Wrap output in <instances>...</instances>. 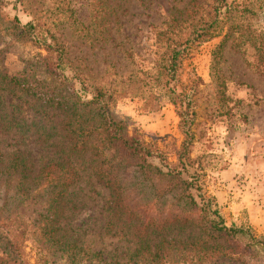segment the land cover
<instances>
[{"label": "rangeland", "instance_id": "374dc122", "mask_svg": "<svg viewBox=\"0 0 264 264\" xmlns=\"http://www.w3.org/2000/svg\"><path fill=\"white\" fill-rule=\"evenodd\" d=\"M218 1L0 0V74L22 77L46 96L68 101L74 95L86 101L93 87L101 88L112 96L109 115L123 123V132L160 150L171 165L177 164L183 140L172 91L191 92L192 138L186 146L187 172L182 170L181 176L197 173L201 191L214 198L223 225L260 236L264 0H224L229 7L226 12L220 7L221 29L186 45L176 81L168 80L165 70L172 47L189 37L193 24L211 18ZM14 19L30 21L32 32L17 35ZM47 45L62 51L58 76L43 65L44 60H56L54 48ZM25 100L32 104L34 98ZM44 105V127L57 131V121L64 118L53 105ZM39 133L21 146L24 154L30 152L33 171L47 159L56 160L53 147L41 144L44 132ZM62 135L56 132L53 138L64 152ZM7 141V151L17 147L11 139L3 143ZM79 162L83 169L66 191L59 224H53L69 228L76 244L68 250L41 233L45 212L38 189L26 197L17 176L0 178V220L5 219V226L0 225V264H264V248L245 237L210 230L198 211L175 199L178 190L166 193L162 177L129 169L130 186L116 194L120 202L114 207L113 192L95 182L87 167L91 162ZM141 183L146 185L142 190ZM11 234L19 256L5 252Z\"/></svg>", "mask_w": 264, "mask_h": 264}, {"label": "trees", "instance_id": "16d2710c", "mask_svg": "<svg viewBox=\"0 0 264 264\" xmlns=\"http://www.w3.org/2000/svg\"><path fill=\"white\" fill-rule=\"evenodd\" d=\"M218 2L211 18L201 21L197 25L193 24L189 37L183 43H178V46L172 47L168 64L165 66L168 80L176 81L179 61L188 43L202 41L221 29L222 14L220 15V7H225L226 12L229 6L224 0ZM14 20L17 35L22 36L32 32L33 25L30 21L20 23L17 19ZM182 45L184 46L182 47ZM52 47L56 52V60L54 62L44 60L43 65L50 73L58 76L62 51L58 50L56 46ZM52 47L47 45L48 49ZM211 54L216 57V53L213 51ZM15 91L25 97L34 98L33 103H29L25 97L21 98ZM89 93L90 98L86 101L80 100L77 95L68 101L63 97L46 96L22 77L7 75L5 72L0 74V178L9 180L11 177L17 176L16 183L26 197L38 189L37 195L43 202L42 208L45 212L43 215L45 221L40 227L43 235L46 234L47 238H54L55 241L60 242L63 250L75 246L76 241L73 235L68 234L69 228L53 226V224H59L58 217L64 211L63 207L66 204V191L72 183L78 180L79 171L83 169L79 160H89L91 163H88L87 167L90 168L95 182L113 192L112 206L115 207L120 202L116 194L130 186L129 183H126L129 169L135 168L133 169L134 174L145 175L152 172L156 178L162 177L166 180V187L168 188L166 193L178 190L175 199L180 200L186 208L190 207L198 211L210 230L220 232L227 237L242 236L249 240L250 244H257L264 248V235L254 236L251 231L243 227L223 225L214 198L206 197L201 191L197 173L188 174L185 178L181 176L182 170L187 172L185 166L189 162V157L186 155V146L192 138L190 126L193 123L194 112L191 92L180 91L175 93L172 91L171 103L175 105V112L178 117L177 127L183 135L176 157V165L169 164L160 150L143 142L138 136L123 132V123L114 121L109 115V105L113 99L110 94L99 87H93ZM23 102L27 103L26 108ZM44 104L53 105L64 118L57 121V125H59L57 131H55L56 127L54 126H49L47 129L44 127L46 123H43L42 118L43 106L47 109ZM45 115H48L46 110ZM39 130L45 134V139L42 140L44 143L41 144L46 147H53V155L56 160L47 159L45 166L33 171L29 157L30 152L24 154L21 146L30 137L38 134ZM56 132H63L62 143L65 145L64 147L67 146L64 152L58 149L54 141L53 137ZM15 136L19 140L16 141ZM27 137L28 139L25 141ZM4 139L13 140L17 147L12 151H7V146L9 147L11 144L9 141L3 143ZM86 155L89 159L85 158ZM153 160H156L157 163ZM177 165L181 168H177ZM44 167L48 169L44 171ZM87 167L85 166V168ZM144 186L146 185L141 183V187L139 186L138 189L142 190ZM152 186L155 189L154 183ZM190 190H194L195 193H191ZM195 197L199 201H196ZM171 204L173 203L171 202ZM4 222L5 219L0 220L2 227L5 226ZM62 228H65L64 232H62ZM56 232L59 237L55 239ZM13 238L14 235L11 234V238H8L5 243L7 251L4 250L9 255L12 253L18 255L17 245ZM103 264H119V262L108 261L106 263L103 261Z\"/></svg>", "mask_w": 264, "mask_h": 264}]
</instances>
